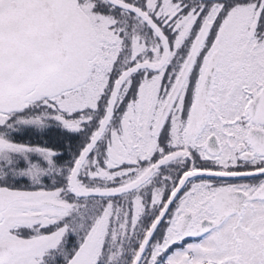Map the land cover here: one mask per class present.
I'll use <instances>...</instances> for the list:
<instances>
[{
    "label": "snow or ice",
    "instance_id": "snow-or-ice-1",
    "mask_svg": "<svg viewBox=\"0 0 264 264\" xmlns=\"http://www.w3.org/2000/svg\"><path fill=\"white\" fill-rule=\"evenodd\" d=\"M0 264H264V0H0Z\"/></svg>",
    "mask_w": 264,
    "mask_h": 264
}]
</instances>
